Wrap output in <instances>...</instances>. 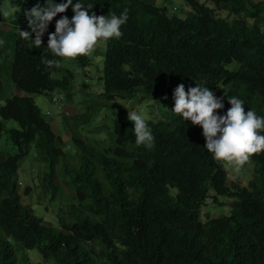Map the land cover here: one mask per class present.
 Listing matches in <instances>:
<instances>
[{
    "label": "trees",
    "instance_id": "16d2710c",
    "mask_svg": "<svg viewBox=\"0 0 264 264\" xmlns=\"http://www.w3.org/2000/svg\"><path fill=\"white\" fill-rule=\"evenodd\" d=\"M184 1L191 9L186 16L149 0H80L93 5L89 15L119 16L127 9L122 37L105 43L98 97L168 104L164 118L145 120L155 138L151 149L136 146L134 124L117 116L109 140L89 142L73 134L69 152L35 102L33 95L42 93L71 99L74 67L90 63L87 55L63 65L47 48L56 21L73 17L71 6L49 23L40 48L19 31H31L24 11L46 0L22 1L11 48L0 30V58H11L14 88L0 105V135L4 119L18 123L6 129L17 151L0 149V264H264V152L251 157L255 168L245 185L229 183L223 164L206 149L202 128L171 110L179 84L186 91L202 84L222 99L219 115L235 96L245 111L264 117V0ZM220 4L228 7L225 15L216 10ZM42 57L58 66L47 67ZM97 104L92 101L89 110ZM31 148L44 165L41 184L50 199L61 195L55 177L67 178L69 206L55 225L18 192L19 160ZM210 189L214 199L231 197V208L203 220ZM89 240L103 249L94 252ZM27 251L41 260L29 261Z\"/></svg>",
    "mask_w": 264,
    "mask_h": 264
},
{
    "label": "rangeland",
    "instance_id": "374dc122",
    "mask_svg": "<svg viewBox=\"0 0 264 264\" xmlns=\"http://www.w3.org/2000/svg\"><path fill=\"white\" fill-rule=\"evenodd\" d=\"M23 0H0V30L6 33V42L10 45L17 31L12 26V21L19 15L20 6ZM158 5L166 4L169 13H175L179 16L191 14V9L184 0H149ZM220 15H225L228 7L220 4L216 7ZM13 35V37H12ZM12 37V38H11ZM104 41L97 44L96 49L89 54L90 63L86 66L74 67L72 81V96L69 100L51 101L49 96L34 94L35 102L40 106L43 115L48 111V121L55 131L61 136L65 149L73 152L71 137L73 134H79L89 142L107 141L113 137L114 121L117 116L122 119H128V112H137L145 120H158L164 118V110L169 105L159 106L152 99H131L116 97L113 100L99 98L98 95L103 91V79L101 78V69L103 67ZM8 45V46H9ZM11 48V45L9 46ZM11 50L8 51L9 54ZM10 56L0 58V105L8 94L14 91L13 85L9 81V63ZM60 62L65 65V59L60 58ZM99 104V108L89 110L92 101ZM88 104L91 106L88 107ZM97 104V105H98ZM89 110V119L86 121L83 115ZM5 130L0 135V149L2 153H14L17 147L11 142L6 133L10 127H18V123L13 119H4ZM57 123V124H56ZM103 141V142H104ZM105 143V142H104ZM35 150L29 149L27 155L19 160L18 170L15 178L18 181V192L23 203L30 204L35 214L42 216L47 224H57L58 214H64L68 209L66 195L69 192L67 178L65 176H56L60 187L61 195L54 200L42 189L41 178L44 165L35 159ZM226 169L229 183L245 185L251 177L255 168V162L250 158L240 171H236L233 166L220 162ZM60 166V165H59ZM28 190L25 192V189ZM174 191V189H173ZM214 190L210 189V197L205 200L200 215L203 220L208 215L228 214L231 208L232 198L225 195H218L213 198ZM87 245L94 251L103 249V244L96 240H89ZM17 246V244L15 245ZM28 260L37 262L41 260L33 251H27ZM20 255V253H19ZM22 255H20L21 259ZM23 264V263H21Z\"/></svg>",
    "mask_w": 264,
    "mask_h": 264
},
{
    "label": "clouds",
    "instance_id": "9594fccd",
    "mask_svg": "<svg viewBox=\"0 0 264 264\" xmlns=\"http://www.w3.org/2000/svg\"><path fill=\"white\" fill-rule=\"evenodd\" d=\"M70 6L74 12L71 20L66 16L61 17L56 21L55 32L48 36L47 48L54 57L76 59L87 56L99 42L122 37L121 26L128 20L127 9L119 16L115 13L107 16H97L95 13L89 15L88 10L93 5L85 6L80 0L75 4L73 0L62 3L46 0L44 6L37 3L30 10H25L24 15L31 31H19L20 37L31 38L33 46L40 48L49 23ZM3 43L0 40V44ZM41 62L47 67L58 66L55 59L42 57ZM173 99V113L202 128L206 149L216 161L240 171L253 155L264 152V117L257 116L253 110L245 111L241 99L235 96L228 98L231 107L225 115L218 114V110L224 107L222 99L202 84L189 87L187 91L184 84H179ZM128 119L134 124L135 145L151 149L155 138L142 115L128 112Z\"/></svg>",
    "mask_w": 264,
    "mask_h": 264
},
{
    "label": "built area",
    "instance_id": "2783aa9c",
    "mask_svg": "<svg viewBox=\"0 0 264 264\" xmlns=\"http://www.w3.org/2000/svg\"><path fill=\"white\" fill-rule=\"evenodd\" d=\"M50 100L51 101H60V102H62L63 101V96L61 94H59V93H53L50 96Z\"/></svg>",
    "mask_w": 264,
    "mask_h": 264
},
{
    "label": "crops",
    "instance_id": "0c3cea01",
    "mask_svg": "<svg viewBox=\"0 0 264 264\" xmlns=\"http://www.w3.org/2000/svg\"><path fill=\"white\" fill-rule=\"evenodd\" d=\"M164 1H165L164 3H166V1L168 2L169 0H164ZM187 6H188V5H187ZM48 96H49V95H48ZM49 98H50V96H49ZM46 114H48V111L46 112ZM46 114L44 115V117L48 120V119H49V118H48L49 115H46ZM56 124H57V123H56ZM54 130H55V128H54Z\"/></svg>",
    "mask_w": 264,
    "mask_h": 264
}]
</instances>
